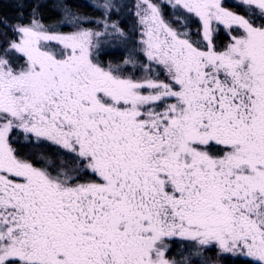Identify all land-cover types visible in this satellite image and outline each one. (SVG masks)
I'll return each mask as SVG.
<instances>
[{
    "label": "snow or ice",
    "instance_id": "1",
    "mask_svg": "<svg viewBox=\"0 0 264 264\" xmlns=\"http://www.w3.org/2000/svg\"><path fill=\"white\" fill-rule=\"evenodd\" d=\"M14 3L0 264H264V0Z\"/></svg>",
    "mask_w": 264,
    "mask_h": 264
},
{
    "label": "trees",
    "instance_id": "2",
    "mask_svg": "<svg viewBox=\"0 0 264 264\" xmlns=\"http://www.w3.org/2000/svg\"><path fill=\"white\" fill-rule=\"evenodd\" d=\"M41 2L48 3V0H41ZM74 2L77 4H80L81 7L74 8L73 11H77V12H81V13H87L88 15H94V13L91 11V8L88 7V4H90L92 2V0H74ZM0 13H3L4 15H7L10 17H14L15 16L14 0H0ZM44 15L46 18L50 17L51 16V10L50 9H44ZM108 58L112 59V60H119L121 57H120V55H113V56L108 57Z\"/></svg>",
    "mask_w": 264,
    "mask_h": 264
}]
</instances>
